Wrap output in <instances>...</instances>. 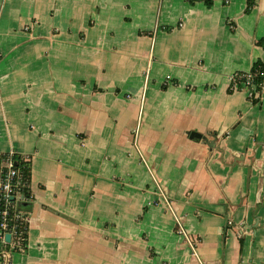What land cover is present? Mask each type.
Returning <instances> with one entry per match:
<instances>
[{
    "label": "crops",
    "instance_id": "obj_1",
    "mask_svg": "<svg viewBox=\"0 0 264 264\" xmlns=\"http://www.w3.org/2000/svg\"><path fill=\"white\" fill-rule=\"evenodd\" d=\"M247 7L0 0V154L33 193L10 264H264V91L228 84L264 67Z\"/></svg>",
    "mask_w": 264,
    "mask_h": 264
},
{
    "label": "built area",
    "instance_id": "obj_2",
    "mask_svg": "<svg viewBox=\"0 0 264 264\" xmlns=\"http://www.w3.org/2000/svg\"><path fill=\"white\" fill-rule=\"evenodd\" d=\"M228 82L231 91H244L248 99L255 101L261 98V93L264 91V67L258 64L248 71L234 72L229 75ZM17 155L18 153L14 150L0 154V259L2 264H10L14 252H24L28 247V245L23 246V235L27 229L26 224L29 222V211L22 207V202L28 203L33 200V197L25 192L28 182L23 170L18 167ZM157 184L160 198L172 209L165 189L162 184ZM176 232L193 247L195 239L190 236L179 217H176ZM8 234L10 240L6 238Z\"/></svg>",
    "mask_w": 264,
    "mask_h": 264
},
{
    "label": "trees",
    "instance_id": "obj_3",
    "mask_svg": "<svg viewBox=\"0 0 264 264\" xmlns=\"http://www.w3.org/2000/svg\"><path fill=\"white\" fill-rule=\"evenodd\" d=\"M189 1H197V0H189ZM206 2V4L208 6H210L213 3V0H204ZM254 5V0H248V7H247V12H249L251 10V8ZM261 65V64H259ZM262 66V65H261ZM17 160V164L18 167H20L23 172L24 175L26 177V181L28 182V187L25 189V192L28 196H32L33 197V193L31 191V170H30V165L27 163V161L24 159L23 156L17 155L16 157ZM32 201H29L27 204V207H29L31 205ZM25 227V225H24ZM26 231L24 232V241H23V246L26 247L28 245V238H29V222L26 224Z\"/></svg>",
    "mask_w": 264,
    "mask_h": 264
},
{
    "label": "water",
    "instance_id": "obj_4",
    "mask_svg": "<svg viewBox=\"0 0 264 264\" xmlns=\"http://www.w3.org/2000/svg\"><path fill=\"white\" fill-rule=\"evenodd\" d=\"M190 136L192 137V138H194V137H197V138H202L203 136L200 134V133H198L197 131H192L191 133H190ZM204 138V137H203ZM27 204L28 203H26V202H22V207L24 208V209H29V207H27ZM6 238H7V240H10V235L8 234V235H6Z\"/></svg>",
    "mask_w": 264,
    "mask_h": 264
}]
</instances>
